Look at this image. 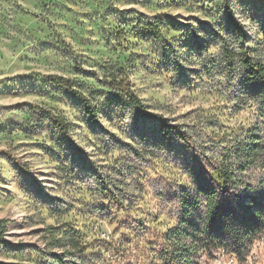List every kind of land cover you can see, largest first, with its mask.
I'll list each match as a JSON object with an SVG mask.
<instances>
[{
  "label": "clouds",
  "instance_id": "obj_1",
  "mask_svg": "<svg viewBox=\"0 0 264 264\" xmlns=\"http://www.w3.org/2000/svg\"><path fill=\"white\" fill-rule=\"evenodd\" d=\"M177 3L184 5L179 11ZM250 3L0 0V100L5 102L0 104V133L11 126L38 129L28 137L20 131L0 134V191L9 193L0 199V244L11 241L0 247V260L19 245V254L11 253L17 264H223L225 256L228 264H264L251 251L254 241L264 238V209L255 200L244 202L256 221L251 227L230 213L220 217L221 234H201L206 207L225 188L237 210L245 191L264 193V93H247L240 64L247 55L264 65V18L253 15ZM228 15L235 28L225 23ZM186 16L211 21L208 28L219 36L213 38ZM172 17L184 26L183 33L173 31ZM143 25L155 32L141 36ZM192 32L208 41L199 52L184 43ZM81 38L89 43L73 44ZM41 40L59 47L33 51ZM86 53L93 59L85 62ZM30 64H46L50 71L18 72ZM177 65L187 76L183 84ZM77 67L119 82L110 90L119 92L118 99H110L107 89L96 92L101 85L78 75ZM65 87L79 104L63 92ZM36 93L57 103L52 108L7 106L13 97ZM210 99L214 103H207ZM41 109L62 122L61 131L49 126ZM86 109L102 129L91 141L96 150L87 153L96 169L92 173H81L59 142L64 135L78 143L77 126L87 122ZM138 110L161 118L172 130L175 141L198 159L210 190L201 187L183 155L133 133ZM253 132L260 137L256 143H250ZM101 144L107 147L103 154ZM22 173L58 198V211L26 190ZM34 229L42 231L28 235Z\"/></svg>",
  "mask_w": 264,
  "mask_h": 264
},
{
  "label": "rangeland",
  "instance_id": "obj_2",
  "mask_svg": "<svg viewBox=\"0 0 264 264\" xmlns=\"http://www.w3.org/2000/svg\"><path fill=\"white\" fill-rule=\"evenodd\" d=\"M174 7L179 11L180 9L184 7V5L177 3ZM250 10L252 11L254 16H260L261 18H264V4L259 3L258 0H251ZM125 11H135V10L126 9ZM145 14L146 12L140 13L141 16ZM83 15L88 16V13H84ZM163 15L169 16L171 14L163 13ZM32 16L33 17L39 16V12L38 11L33 12ZM175 18L176 17L171 18V22L173 23V26L176 27L175 29H173V31H180L181 33H183L184 29H182L181 27H184V26L177 23ZM184 19L198 21L199 26L204 27L205 31L209 32L213 36V38H216L219 36V33L213 32L212 29L208 28V25L211 23V21L207 19H201L199 16H186ZM225 23L229 26V28H232L231 25L228 24L227 17H225ZM139 34L141 36H151V34L145 30V25H143L142 28H140ZM84 43H89V42L84 41L83 38H81V40L79 41L73 42L74 45L84 44ZM184 43L188 45L189 49L199 52L202 48H204L207 45L208 41L202 40L194 32H192L188 35V38L187 40L184 41ZM41 46L45 48L50 47L52 49L59 47L58 44H53V42L50 40H41L38 42V46H34L33 51L39 52ZM124 51L125 52L128 51L126 46L124 48ZM113 52H115V47H113ZM86 57L87 58L85 62H87V60L93 59V56L87 53H86ZM93 67H95V65ZM100 67H103V66L100 65ZM177 67L180 72V78H179L178 83L183 84L187 81L185 70L179 65H177ZM48 71H50V69L46 66V64H30L27 69L18 70V72L26 73V74H32V73L40 74V73L48 72ZM74 71L78 75L85 76L88 80H93L95 81L96 84L101 85V87L95 89L96 92H104L107 89L109 91L110 99L112 100L118 99L117 96L119 95V92L115 94L111 93L110 91L111 88L104 82L105 80H100L98 78L96 71L91 70L89 68H78V67L74 68ZM15 78H16L15 76L6 77V79H15ZM244 88L246 89L247 93L250 94V90L246 87V85H244ZM63 92L71 96L73 103L75 104L80 103V100L76 96L72 95L71 92L66 91L64 89H63ZM4 103L5 102L3 100H0V104H4ZM56 103L57 101L54 100L51 96L36 93V94H31V95H25L22 97L21 96L13 97L7 101V106L12 107V108H20L21 106H29L31 108V107H37L42 104H46L48 105L49 108H52ZM207 103L209 104L214 103V99H210ZM41 111H48V109H41ZM43 119L49 120L50 121L49 126L54 127L50 118H43ZM14 131H20L23 136L28 137V136L35 134L38 131V129L35 127H24L22 129H16L15 126H11L9 128L4 129L2 133L0 134H2L4 137H8V136H11ZM132 131L135 135H138L141 138H147L149 142L165 144L167 147H169L170 150H175L177 157H180L181 155H183V162L185 163L186 166H189V164H194L195 157L191 156V154L187 152L184 146L178 144L173 138V136L166 137L161 133L157 120L148 118L147 116L140 115L137 113L136 120L134 122ZM100 132H102V129L98 125V122L96 121L93 122L88 118L83 128H80L79 126H77L78 143L75 144L73 141L70 140V138H67L64 135H61L59 137V142L65 146L67 152L72 156L73 165L76 167H79L81 173H92L96 171L92 163H90L87 153H90L91 151L96 150L97 144L92 143L91 141L96 139L97 134ZM0 143H3V141L0 140ZM121 143H124V142L121 141ZM23 146L24 145L22 144H19V143L17 144V147H23ZM36 147H45V146L36 145ZM100 148H101V154H103V152L107 150V147L104 144H101ZM48 151H51V150L49 149ZM22 177H23V185L27 191H29L35 198L51 205L54 210H57V211L59 210L56 207L59 203L58 198L49 196V194L47 193L43 184L40 181L36 180L31 174L22 173ZM8 195L9 193L7 190L0 191V199H6ZM2 212L3 210L0 209V214H2ZM40 231L42 230L34 229L33 233H29L28 235H32ZM9 243H11V241H4L3 244H0V247H6L7 244ZM30 247L35 248L36 246L31 245ZM18 249H19V245H17L16 248L14 249H10L9 258L0 260V264H17L15 255H12L11 253H15L16 255H18L19 254ZM251 251L257 257L258 261L264 260V238H261L260 241L254 243V246L252 247ZM51 255L54 256L56 254L53 253ZM223 264H228V258L226 256L224 257Z\"/></svg>",
  "mask_w": 264,
  "mask_h": 264
},
{
  "label": "trees",
  "instance_id": "obj_3",
  "mask_svg": "<svg viewBox=\"0 0 264 264\" xmlns=\"http://www.w3.org/2000/svg\"><path fill=\"white\" fill-rule=\"evenodd\" d=\"M228 20V24L231 25L232 28H235V23L232 21L230 15L226 16ZM145 30L150 33L151 35L155 32V29L152 25H145ZM240 64L244 67L245 77L243 80V84L250 90L251 96H257L261 93H264V65L259 63H252L250 57L244 55L240 59ZM59 79H65L63 77H59ZM110 88L115 87L119 82H113L112 80H105L104 81ZM64 90L71 92L72 95L76 96L73 93V90L70 87H65ZM77 97V96H76ZM78 98V97H77ZM79 99V98H78ZM80 100V99H79ZM88 111V118L91 121H96L93 118V112L91 109H86ZM45 113L43 118H50L52 121L53 126L58 130L61 131L63 128L62 122L58 119L52 117L51 113L48 111H42ZM138 114L147 116L148 118H152L158 121L161 133L166 136L170 137L171 131L168 130L167 125L162 122L161 118L154 117L151 114H146L143 111L138 110ZM250 143H256L259 140V134L256 132L250 133ZM194 174L197 176L198 182L200 183L201 187L204 188L206 191L210 190V185L208 182V178L200 165L198 159L194 158V164H189ZM225 177H229L230 174L224 173ZM105 194H109L110 191L108 188L105 187L104 189ZM247 200H255L256 207L260 209H264V193H257L255 195L245 191L241 194L240 198V206L239 209H235L232 204V198L227 193V189L225 188L223 192L220 193V198L213 197V202L210 207H206L205 212L203 213L205 219L203 221L205 228L204 232L201 233L202 235L205 234L207 231H211L217 235L221 234V224H220V217L228 215L230 213H235L236 220L239 223L245 224L249 227L255 224V218L252 215V210L246 206L244 203ZM186 207H188L186 205ZM260 215V213H257ZM185 220L195 226V222L192 218H188L186 214ZM261 238H258L254 241V243L260 241Z\"/></svg>",
  "mask_w": 264,
  "mask_h": 264
}]
</instances>
